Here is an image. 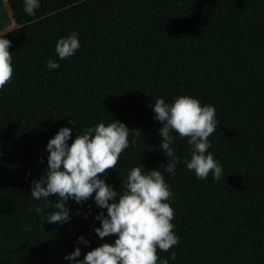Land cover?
<instances>
[{
  "label": "trees",
  "instance_id": "16d2710c",
  "mask_svg": "<svg viewBox=\"0 0 264 264\" xmlns=\"http://www.w3.org/2000/svg\"><path fill=\"white\" fill-rule=\"evenodd\" d=\"M5 2L15 27L0 34L13 57V77L0 89V264H69L64 257L75 247L82 259L114 239L95 233V217L106 210L91 197L69 199L70 219L61 224L46 222L56 195L31 196L60 127L72 129L70 143L114 118L130 129L129 147L116 169L98 175L119 192L131 167L160 168L179 243L157 249L159 257L264 264V0H40L35 15L25 13L23 0ZM72 31L80 48L60 60L56 41ZM49 59L60 67L49 70ZM178 95L215 107L208 151L223 166L219 180L186 168L190 147L176 132L180 163L174 175L164 171L163 123L151 105Z\"/></svg>",
  "mask_w": 264,
  "mask_h": 264
},
{
  "label": "clouds",
  "instance_id": "9594fccd",
  "mask_svg": "<svg viewBox=\"0 0 264 264\" xmlns=\"http://www.w3.org/2000/svg\"><path fill=\"white\" fill-rule=\"evenodd\" d=\"M39 7L40 0H23L28 15H35ZM10 44L6 35L0 36V89L13 77ZM79 48V34L72 31L57 39L55 53L63 60ZM45 66L49 70L60 67L52 59L47 60ZM151 107L154 119L163 123L158 132L162 137L159 146L168 157L164 171L174 175L176 165L180 163L172 146L176 137L171 133L176 132L187 138L190 147V158L183 160L186 168L200 179H207L211 173L214 180H219L223 166L208 151L211 147L209 136L219 123L215 107L202 104L190 95H178L171 103L157 97ZM129 133L126 124L114 118L109 123L101 121L87 127L70 143L72 129L62 126L46 144L45 172L32 182L31 188L35 200L50 201L49 196L58 197L55 202L51 201V208L57 210L48 213L46 222H68L70 209L66 202L72 199L80 203L91 197L100 209L106 210V214L100 211L95 217L100 221V226L94 228L95 233L101 240L114 236L111 242H102L87 251L82 259L79 258L80 247H75L64 257L69 264H169L167 258L157 255V249L167 252L179 243V237L173 231L172 192L160 168L143 171L139 166L131 167L122 179L119 192L98 175L107 169H116L121 153L129 147ZM35 211L39 213L42 209L37 205ZM78 240L84 245L89 244L83 235ZM175 258L176 254L172 252L171 259Z\"/></svg>",
  "mask_w": 264,
  "mask_h": 264
},
{
  "label": "rangeland",
  "instance_id": "374dc122",
  "mask_svg": "<svg viewBox=\"0 0 264 264\" xmlns=\"http://www.w3.org/2000/svg\"><path fill=\"white\" fill-rule=\"evenodd\" d=\"M15 27L5 0H0V34Z\"/></svg>",
  "mask_w": 264,
  "mask_h": 264
}]
</instances>
